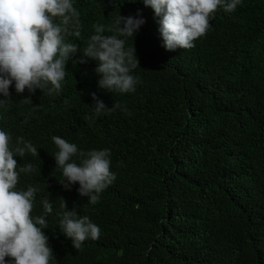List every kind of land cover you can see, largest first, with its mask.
Returning a JSON list of instances; mask_svg holds the SVG:
<instances>
[{"label":"trees","instance_id":"obj_1","mask_svg":"<svg viewBox=\"0 0 264 264\" xmlns=\"http://www.w3.org/2000/svg\"><path fill=\"white\" fill-rule=\"evenodd\" d=\"M73 6L81 34L66 42L81 52L96 24L118 35V15L138 10L145 23L133 37H119L135 48L134 92L98 88L97 62L80 63L78 51L59 94L17 93L13 83L0 105V130L10 133L11 146L23 137L39 154L14 157L18 169L33 165L16 187L38 189L32 216L48 221L50 264H264V0H241L231 13L218 8L194 47L174 51L162 46L159 17L142 0ZM91 93L119 107L97 116ZM53 136L77 145V164L80 151L110 150L116 178L98 203L81 197L78 183L64 189ZM63 200L100 228L79 250L58 225Z\"/></svg>","mask_w":264,"mask_h":264},{"label":"clouds","instance_id":"obj_2","mask_svg":"<svg viewBox=\"0 0 264 264\" xmlns=\"http://www.w3.org/2000/svg\"><path fill=\"white\" fill-rule=\"evenodd\" d=\"M111 3V0H109ZM136 2V0H130ZM159 17V32L162 46L169 51L194 47V41L206 34L210 19L218 8L233 12L241 0H142ZM79 12L73 0H0V105L11 98L10 86L17 93L25 89L34 94L37 89L43 94H59L66 77V64L80 47L66 42L67 35L80 37ZM118 35H105V26L96 24L94 33L84 47L80 63L85 58L97 62L94 72L99 77L97 86L112 93H131L138 82L132 71L139 65L135 48H125V40L119 37H133L145 23L139 10L137 15L116 18ZM108 32L113 29H107ZM94 111L98 116L111 108L91 93ZM24 103L32 104L30 97ZM9 132L0 130V264H50L53 250L48 244L44 229L48 221L44 215L33 217L37 188L17 190L20 173L33 170L32 164L18 169L17 160L27 153L37 156V148L23 137H18L16 146H11ZM52 141L58 151L53 155L57 168L62 170L64 180L60 183L65 190L79 184L81 197L88 203L99 202L100 193L115 180L110 170V150L79 152L82 157L77 164L72 157L78 153L77 145L60 136ZM22 145V146H21ZM44 212L51 214L53 205L48 198L42 201ZM59 220L60 230L69 238L75 249L89 237L99 238L100 228L88 216L78 215L76 208L67 210L66 201ZM6 258H8L6 260Z\"/></svg>","mask_w":264,"mask_h":264}]
</instances>
